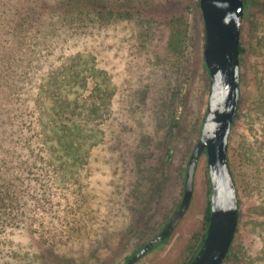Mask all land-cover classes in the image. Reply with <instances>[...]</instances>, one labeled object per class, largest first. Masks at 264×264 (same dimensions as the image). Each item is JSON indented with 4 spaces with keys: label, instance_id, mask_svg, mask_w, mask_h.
<instances>
[{
    "label": "rangeland",
    "instance_id": "374dc122",
    "mask_svg": "<svg viewBox=\"0 0 264 264\" xmlns=\"http://www.w3.org/2000/svg\"><path fill=\"white\" fill-rule=\"evenodd\" d=\"M108 1L114 13L105 22L66 38L62 24L67 21L57 11L65 0H8L11 25L4 32L14 29L16 17L40 18L38 25L49 36H60L52 67L78 53L89 54L112 89L100 96L103 100L92 98L100 137L85 147L87 157L73 167L75 174L66 183L51 177L45 148L39 137L34 139L32 150L39 156L25 179V211L4 237L0 264H118L158 234L182 200L210 86L199 0H149L138 9L141 16L121 10L137 0ZM147 23L152 27L145 38ZM178 30H185L186 38L174 48ZM241 39L238 116L228 142L241 214L223 264H264V0H248ZM34 83L26 90L30 102L38 96L39 82ZM91 87L75 93L85 101ZM107 102L109 111L103 109ZM208 188L202 155L184 216L167 243L135 264L181 263L202 226Z\"/></svg>",
    "mask_w": 264,
    "mask_h": 264
},
{
    "label": "trees",
    "instance_id": "16d2710c",
    "mask_svg": "<svg viewBox=\"0 0 264 264\" xmlns=\"http://www.w3.org/2000/svg\"><path fill=\"white\" fill-rule=\"evenodd\" d=\"M109 2L65 0L64 6L58 7L57 11L67 21L62 24V27L67 28L66 38L87 33L91 25L95 27L96 24L105 22L106 17L114 13V9L108 7ZM148 3L149 0H137L128 7H121V10L127 14L141 16L138 9ZM247 3L248 0H243L244 10L247 9ZM196 6L198 8V4ZM188 9L189 7L186 8ZM10 12L8 0H0V249L6 247L4 237L16 228L18 217L25 211V198L29 188L25 179L31 174L32 165L38 161L36 159L39 156L32 150L34 139L39 137V144L45 148L47 169L51 177L66 183L68 176L75 174L73 167L87 157L88 151L85 147L100 137L101 127L97 122L96 101L92 98L97 96V100H103L100 96H108L107 90L110 87L108 76L104 71L95 68L94 58L89 54L78 53L65 59L62 66L52 67V57L58 48L56 40L60 39V36L57 33H51L49 36L50 32L38 25L40 18L29 14L19 19L16 17L14 29L4 32V28L11 25L8 20ZM151 27L150 23L144 25L142 35H145V38L150 36ZM242 29L243 21L239 56L244 52L241 45ZM184 34L185 30H178V33L174 34V48L183 45L186 38ZM46 65H49L47 72L39 78V71ZM204 68L208 72L205 64ZM36 81L39 82L38 96L30 102L27 99L29 91L26 90L29 85L34 86ZM89 85L92 87L87 99L83 101L75 90L85 89ZM70 95L73 97L68 98ZM3 101L9 106H3ZM104 104L103 109L109 111L110 103ZM38 112L40 118L36 115ZM31 115H35L37 121L27 122ZM237 116L238 113L235 119ZM208 194L202 226L190 239L180 264H189L205 238L210 212L209 188ZM240 214L238 199V221ZM169 237L155 248L167 243ZM230 254L229 251L224 263Z\"/></svg>",
    "mask_w": 264,
    "mask_h": 264
},
{
    "label": "water",
    "instance_id": "95a60500",
    "mask_svg": "<svg viewBox=\"0 0 264 264\" xmlns=\"http://www.w3.org/2000/svg\"><path fill=\"white\" fill-rule=\"evenodd\" d=\"M204 25V64L209 95L200 134L185 170L182 200L162 230L118 264H135L164 241L184 216L197 163L206 158L210 212L205 238L189 264H223L238 224V195L228 159V142L240 99L239 44L243 0H199Z\"/></svg>",
    "mask_w": 264,
    "mask_h": 264
}]
</instances>
